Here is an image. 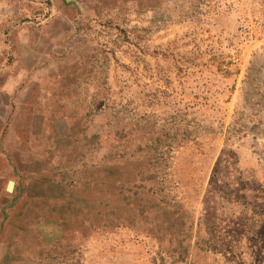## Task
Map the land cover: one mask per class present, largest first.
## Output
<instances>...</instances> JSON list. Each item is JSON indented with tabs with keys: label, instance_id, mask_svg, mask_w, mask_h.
I'll return each mask as SVG.
<instances>
[{
	"label": "rangeland",
	"instance_id": "374dc122",
	"mask_svg": "<svg viewBox=\"0 0 264 264\" xmlns=\"http://www.w3.org/2000/svg\"><path fill=\"white\" fill-rule=\"evenodd\" d=\"M9 1L0 264H264V0Z\"/></svg>",
	"mask_w": 264,
	"mask_h": 264
},
{
	"label": "crops",
	"instance_id": "0c3cea01",
	"mask_svg": "<svg viewBox=\"0 0 264 264\" xmlns=\"http://www.w3.org/2000/svg\"><path fill=\"white\" fill-rule=\"evenodd\" d=\"M64 4H67L74 10V13L78 15L79 20H76L78 23H83L85 21L84 17H89L90 15H96L99 11L100 13L105 11V8L112 7L115 4L116 0H61ZM118 1V0H117ZM124 1V0H123ZM23 3V4H20ZM26 1L16 2V1H9L6 0L5 10L3 11L4 15H0V37L3 34L4 29H8L9 25L13 22L27 24L31 27H38L40 17L34 16L31 19L23 20L22 17L24 14V8H28L29 6L26 4ZM21 17V19H19ZM25 26V25H24ZM34 29V28H32ZM29 35H32L33 38H38L37 30H30L27 32ZM21 179V178H19ZM19 181H9L6 184L4 197L8 200L15 198L16 194L25 193L27 198H50L51 196V188L45 184L44 179L42 178H34L30 181L28 186L21 191H19Z\"/></svg>",
	"mask_w": 264,
	"mask_h": 264
}]
</instances>
